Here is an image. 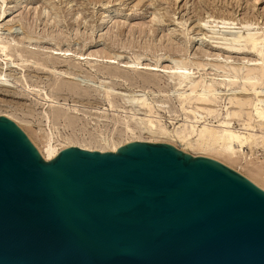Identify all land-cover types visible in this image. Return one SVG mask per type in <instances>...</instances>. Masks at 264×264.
I'll list each match as a JSON object with an SVG mask.
<instances>
[{
    "label": "rangeland",
    "instance_id": "obj_1",
    "mask_svg": "<svg viewBox=\"0 0 264 264\" xmlns=\"http://www.w3.org/2000/svg\"><path fill=\"white\" fill-rule=\"evenodd\" d=\"M221 17L237 24L214 27L213 21ZM244 21L264 32V0H0V114L14 118L39 146L52 134L55 143L72 141L95 150L107 149L103 136L110 145L149 140L184 149L179 142L139 129L130 108L142 116V95L165 106L153 118L157 126L190 129L189 122L198 116L197 129L201 121L213 126L229 121L240 130L253 108H239L235 96L255 98L253 93L245 95L252 90L242 77L247 68L264 62V55L249 44L232 42V34L244 33ZM234 43L236 51L229 45ZM136 57L140 65L129 66L137 63ZM175 60L186 63L191 80L216 84L214 102L192 100L181 109L176 91L188 88H179L178 79L167 73ZM226 73L236 74L238 81L231 84ZM104 86L113 89L112 106ZM257 89H262L263 98L264 85ZM122 95L135 98L131 107ZM199 106L215 111L205 115ZM187 152L200 156L195 150ZM248 158L264 167V149L254 148L245 149L240 162L230 168L246 173Z\"/></svg>",
    "mask_w": 264,
    "mask_h": 264
},
{
    "label": "water",
    "instance_id": "obj_2",
    "mask_svg": "<svg viewBox=\"0 0 264 264\" xmlns=\"http://www.w3.org/2000/svg\"><path fill=\"white\" fill-rule=\"evenodd\" d=\"M0 264H264V191L167 143L44 161L1 115Z\"/></svg>",
    "mask_w": 264,
    "mask_h": 264
},
{
    "label": "bare ground",
    "instance_id": "obj_3",
    "mask_svg": "<svg viewBox=\"0 0 264 264\" xmlns=\"http://www.w3.org/2000/svg\"><path fill=\"white\" fill-rule=\"evenodd\" d=\"M233 21H229L225 17H221L213 21V23L215 24L214 27L220 26V27H227L230 29L232 28L230 26L237 24V23H234ZM204 22L207 23L208 21L207 22L204 21ZM252 24L254 23H249V21L242 22L240 26L241 28L244 29V33L240 35L236 34L237 36L235 37L233 36V34L232 35L230 34L233 37L232 42H236L237 44L240 42H243V43L245 42L249 44L250 48L253 51L255 50V52H257L262 57L264 55L263 54L264 53V32L263 30L258 31L252 28ZM214 27L212 28L214 29ZM237 44L234 43V44H229V45H230V48L233 50L235 48L237 49V46H236ZM233 51H236V50H233ZM90 55L92 54H89V56ZM79 56H82V54H80ZM139 60L140 58L136 57L137 63H133V61H131V63L128 65L135 68L137 65H140L141 62L139 63ZM189 70L190 69L187 68L186 63L182 62L181 60H175L172 66L167 67V71H168L167 73L170 75V77H176L178 79L177 85L179 86V88L181 87L188 88L187 90L180 91V93L176 91V94L178 95V102L182 110H185V105L189 104L192 100H196L203 105H207V103H212L216 99L215 95L217 92L215 93L216 89L214 88L216 84L214 85L211 82L207 83L208 81L206 82L203 80H200L198 82L195 80H191L192 78L191 79L189 78L190 77ZM232 70L234 71V73L237 71L235 68H232ZM1 75L2 73L0 74V76ZM226 76H227V73H226ZM227 77H228L227 78L228 82H230L231 84H234L236 81H238L236 74L229 75ZM242 80L248 83L250 85L249 89L252 90L251 93H247L245 95H249L253 93L255 98H253V100L252 99L248 100V99L239 98L235 96L234 103L236 106H238L239 108H242L244 106L250 105L253 108L252 111H248L246 113L247 115L246 122L243 123V128L240 130L234 129L233 125L229 121H220L217 126H213L212 123L210 122L201 121L199 125L200 128L197 129L195 128L197 126L196 123L198 124L199 119L201 118L198 116H195L194 119L196 120L190 121V122L188 121L190 123L189 125L190 129H187L186 127L182 129L180 128V126L178 127L175 126V127H172L171 129H168L166 126H163V125L157 126L156 124H154L153 118L158 116L159 109L165 108V106L162 103L160 104L155 103L153 100H150L147 97L142 95L140 97V102L139 103L136 102L139 105L138 110H143V114H141L142 116L138 117L139 113L136 112L133 106L131 107L132 103L135 102L134 100L135 98H131V97L127 98V95L126 96L122 95V96L125 102H127L128 107H131L130 108L131 116L135 119V123L138 125L139 129L144 134H148L149 136H153V137L154 136L161 137V138L168 139L174 142H179L184 148V149H181L180 151L184 153L189 154L187 152L189 149L195 150V151L200 152V154L198 153L200 156L205 155V156H209L208 158L212 157L211 159H214V160L217 159L221 161L222 164L224 163L228 165L229 168L230 167L233 168L232 164L240 162L245 149H249L250 151H254V148L264 149V95H263V98H261L260 96H262V89L261 90L257 89V86L264 85V62H262L261 65L258 67L256 66L254 68L252 67L247 68L246 74L244 77H242ZM198 88H200V90H198ZM177 90H180V89H177ZM242 90L244 92L247 91L245 87H243ZM112 94H113V89L109 88L108 86H104V95L110 106H112L111 101H110V96ZM52 103H54V101H52ZM197 109L200 110V112L205 113V115H209V116H211L215 111L213 109L202 107V106L197 107ZM1 115H4L7 118L11 119L13 122H16L14 118H12L11 116L7 114H0V116ZM63 115L64 114H59L60 117H63ZM232 115L236 116L238 114L236 111L234 112L232 111ZM183 121L185 122V120ZM254 123H257L258 126L260 127L259 133H256V131L253 130L255 129ZM17 126L25 133V135L28 137L31 143L34 144V147H36L38 154L44 161L45 160L50 161L54 159L62 149L67 148V147H78V148L87 149L90 151L95 150L89 146H86L85 144H82V145L76 144V143L74 144V142L72 141H64L62 143H55L53 141L52 134H48L46 136L44 143L42 142L41 146H39L32 139V137L26 131H24V129L21 126L19 125ZM126 129L128 132L133 133V129L129 128L128 126L126 127ZM102 141L106 143V144L105 143L103 144L106 145L107 149L106 150L96 149V151L117 152L120 147H123L124 145L130 142H135V141L150 142L149 140H145V141L144 140H129L122 144L119 143V141L113 142L112 145H110L108 143L109 142L108 137H105V136L102 137ZM217 157H220L221 159ZM243 168H244L243 170H245L246 173H243L240 171L238 172H240L241 175L243 174L242 176L248 177L249 178L248 180H250L252 183L254 182L253 184H255L257 187H259L260 189L264 191V167L254 165L249 159L248 162H246V165L243 166ZM246 174H248V176Z\"/></svg>",
    "mask_w": 264,
    "mask_h": 264
}]
</instances>
